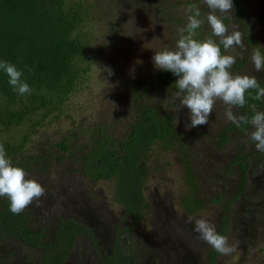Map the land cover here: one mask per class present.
I'll use <instances>...</instances> for the list:
<instances>
[{"label": "rangeland", "instance_id": "obj_1", "mask_svg": "<svg viewBox=\"0 0 264 264\" xmlns=\"http://www.w3.org/2000/svg\"><path fill=\"white\" fill-rule=\"evenodd\" d=\"M83 6L84 20L78 33L85 40L80 76L75 89L61 109L51 112L41 123L31 126L33 117L0 130V143L17 142L27 132L22 155L51 154L39 171L27 173L45 189V194L34 200L23 211L28 212L32 229L47 234L57 218L70 216L97 229L94 234L105 243L111 227L122 213V207L112 201V179L90 181L78 171L75 157L58 145L68 135L73 136L76 149L85 143L84 130L98 127L104 132L120 136L134 117V109L142 103H160L170 112L180 141L164 148L154 142L147 153L144 194L149 209L144 220L130 231L134 246L135 264H208L210 248L194 232L196 219H205L223 228L221 235L237 244L238 250L230 255L218 254L217 264H264V152L256 149L249 133L235 128L221 142L219 134L231 123L225 117L228 108L217 100L209 117V124L190 125L189 110L173 99L176 87L162 86L156 80L153 56L165 49L174 50L178 28L187 24L189 5H196L204 23L196 30V39L203 41L212 36L206 21L211 11L204 0H68ZM244 14L239 17L234 0L233 12L224 18L229 31L235 27L248 34L256 47L264 51V0H237ZM217 15H220L217 13ZM219 41L218 37H212ZM243 59L235 75H255L251 55L254 48L243 40V47L225 51ZM136 81H146L149 88L147 101H132L131 87ZM131 103V105H130ZM235 115L239 116L236 107ZM180 122L175 124L174 117ZM47 153V154H48ZM247 163L244 184L239 188V163ZM193 175L194 183L185 172ZM27 172V170H26ZM192 196L200 207L188 213L183 201ZM96 226H95V225ZM93 235V234H92ZM105 240V242H104ZM78 249L64 260V264H100L88 251L82 237ZM35 250L14 238L0 239V264H36ZM86 259V260H85ZM83 261V262H82Z\"/></svg>", "mask_w": 264, "mask_h": 264}, {"label": "trees", "instance_id": "obj_2", "mask_svg": "<svg viewBox=\"0 0 264 264\" xmlns=\"http://www.w3.org/2000/svg\"><path fill=\"white\" fill-rule=\"evenodd\" d=\"M234 4L241 17L244 12L237 0ZM85 10L82 5L68 0H0V61L14 65L23 73L22 79L31 88L30 94L20 95L8 83V76L0 70V130L16 126L31 116V126L41 123L51 112L61 109L64 101L75 89L80 76L86 67H81L86 47L84 38L78 33V28L84 20ZM243 40L254 48L256 43L248 34H243ZM243 59L236 60L232 66L240 68ZM257 77L260 87H264V71ZM178 79L170 71L158 70L156 80L162 86L176 87ZM149 86L146 81L133 83L131 100H148ZM255 90L245 94L246 103L243 107L235 106L239 116L251 118L257 111L264 112V97L253 99ZM152 96V95H151ZM131 105V103H130ZM134 117L127 130L120 136L106 133L102 128H87L84 130L86 140L76 149L72 135L60 141L58 145L69 155L75 157L78 171L90 181L112 179V201L124 208V218H129V224L117 231L113 252L105 264H134L129 230L143 217L140 210L147 209L148 202L143 194L144 179L147 169L145 159L150 146L154 142L161 143L166 148L181 140L172 122V116L160 103H142L134 109ZM250 124L242 123L237 127L232 122L219 134L220 141L226 139L229 131L239 128L245 130ZM74 141V142H73ZM27 142V132L17 142H1L6 155L13 165L29 171H39L41 164L51 154L46 151L40 155H22V148ZM48 153V154H47ZM234 162L239 163V188L244 184V173L247 163L237 156ZM187 180L196 186L189 168L185 172ZM183 207L188 213H193L200 207V202L190 196L183 201ZM26 211L13 214L7 197H0V239L14 238L24 245L44 247L41 261L38 264H60L64 250L48 249L39 235L42 230L28 226L30 219ZM71 224L59 220L54 230L55 235H73L75 232H85L83 225L74 231ZM223 228L217 232L221 234ZM35 235V236H32ZM124 235V236H120ZM67 238V236H65ZM64 237V238H65ZM65 239V243L69 241ZM217 253L211 246L207 252L208 264H217ZM219 264V263H218Z\"/></svg>", "mask_w": 264, "mask_h": 264}, {"label": "clouds", "instance_id": "obj_3", "mask_svg": "<svg viewBox=\"0 0 264 264\" xmlns=\"http://www.w3.org/2000/svg\"><path fill=\"white\" fill-rule=\"evenodd\" d=\"M204 3L211 10L206 21L211 27L212 36L203 41L195 38L196 30L205 21L201 18L199 8L189 5L186 11L191 14L187 16V24L177 29L179 39L175 49L155 52L154 66L178 77L175 82L178 91L173 99H179L180 106L175 112L178 114L182 107L189 110L191 123L188 127L208 125L216 101L220 100L228 106L226 119L237 127L242 123L250 124L254 130L249 133V139L255 143L258 151L264 152V112L257 111L250 119L233 112L234 106L245 105V94L250 90L256 91L253 99L264 97V87H260L257 77L248 74L234 76L230 69L236 62V56L222 54L221 51V45L226 52L243 47L242 33L235 27L229 31V25L224 22V18L233 12V2L204 0ZM212 37H218L219 41ZM251 61L256 72L264 71V55L259 49L253 51ZM0 70L6 73L9 85L18 94L31 93V88L21 78L23 73L14 65L0 61ZM174 120L178 124L179 115ZM26 177L27 172L13 165L3 145H0V197H7L13 214H19L45 194V189L39 182ZM193 230L199 239L217 253L227 256L238 250L237 244H230L229 238L219 234L215 226L205 219H196Z\"/></svg>", "mask_w": 264, "mask_h": 264}, {"label": "flooded vegetation", "instance_id": "obj_4", "mask_svg": "<svg viewBox=\"0 0 264 264\" xmlns=\"http://www.w3.org/2000/svg\"><path fill=\"white\" fill-rule=\"evenodd\" d=\"M143 194H144V192H143ZM148 209H149V203H148L147 209H145V210L141 209L140 210L141 212H143L142 213L143 217L141 218V220L137 224H139L142 220H144ZM123 214H124V208L122 207V213L120 214V216L117 217V219L114 220L115 222L112 224V227L110 229L111 235L108 237L106 242L104 240L105 243H103V244L101 243V241L99 242V239L94 234V231L97 229V227L96 228L89 227L88 225L84 224L83 222H79L77 220H74L70 216L69 217L65 216L63 218H57L54 222V228L52 229V231H50L49 234H47V232H45L44 230L41 229L42 235H39V237L41 238L43 243H46L49 247H51L48 249H54L55 251H61V250L63 251L64 250V255L61 258L60 264H64V260L67 258V256H69L72 252H75V250H77L79 248L78 243H77V239L79 237H82L83 239H85L87 246H88V251H90V254L93 255V257L95 259L97 258L99 260L100 264H105V261L111 257L112 252H113V247H114L115 237H116L115 233L117 231H120L124 225L129 224V218L128 217L124 218ZM29 219H30V217H29ZM59 220H63V221L66 220L67 223L71 224L69 229H71L73 231L76 228H78V226H80V225H83L84 228L86 229V231L85 232H77V233L74 231L75 233L73 235H55L54 230H56V227L59 223ZM30 223H31V219H30V222L28 224V226L31 228ZM137 224H135V225H137ZM135 225H133L129 230L130 237H131L130 231L134 228ZM32 236H35V235H32ZM65 236H67V238ZM120 236H124V235H120ZM68 238H71V239H69V241L67 243H65L66 241H64V240L68 239ZM131 246H132V252L134 254V246L132 244V237H131ZM27 247H30L37 252L38 257L36 258V264H38V262L41 261L40 257H41L42 251L43 250L46 251L47 249H45L44 247L39 248V247H35V246L34 247L30 246V245H27ZM134 257H135V255H134ZM135 263H136V257H135L134 264ZM72 264H82V263H80V262L76 263L74 261ZM87 264H91V263L88 262Z\"/></svg>", "mask_w": 264, "mask_h": 264}]
</instances>
